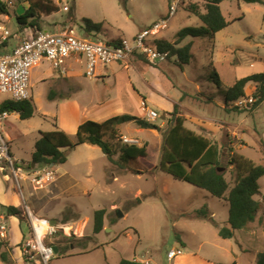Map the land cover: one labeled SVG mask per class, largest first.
<instances>
[{
  "label": "rangeland",
  "instance_id": "obj_1",
  "mask_svg": "<svg viewBox=\"0 0 264 264\" xmlns=\"http://www.w3.org/2000/svg\"><path fill=\"white\" fill-rule=\"evenodd\" d=\"M2 1L9 14H0V39L4 31H8L9 41L13 43V39L24 31L16 17L24 15L31 3L37 5L44 1ZM62 1H55L58 12L51 15L42 12L45 14L41 21L42 30L57 33L71 27L83 36L85 26L82 19L86 18L96 24L103 23L107 31L98 39L104 42L112 38L133 39L140 32L161 23L167 19L172 2ZM206 4L207 0H185L178 6L175 16L168 20L167 29L152 37L153 40L175 42L183 29L203 27L189 7L197 5L201 12H205ZM220 8L229 26L215 36L186 38L180 46L192 43V59L182 67L178 66L177 58L151 64L131 57L125 63L99 65L97 78L93 79L87 78L84 69L78 65L76 77L71 76L70 70L60 75L46 61L33 67L30 99L35 107L34 116L21 120L15 112L4 124L11 155L22 161L19 167L23 175L32 172L28 166L41 133L56 131L60 125L68 126L72 120L78 119L101 123L128 114L148 120L143 103L158 113L157 121H149L157 128L143 129L134 122L120 125L119 135L107 133L105 136L114 149L125 144H148V160L158 166L164 136L176 106V113L183 118L185 125L186 122L190 124L188 128L196 125V120L200 119L198 115L217 116L215 124L224 132L220 137V145L223 144L220 147L221 164L226 168L223 173L230 189L236 181V170L229 165L232 154L226 153V148L235 156H244L264 167V102L255 111L250 107L239 110L224 105L225 90L237 80L264 72V5L228 0ZM27 36L30 37L31 33ZM92 36L96 38V34ZM151 44L155 45L153 41ZM215 71L221 86L213 80ZM255 91V85L251 84L247 87V96ZM141 95L149 99V105ZM10 99L9 95H0V105ZM74 99L82 106L80 113L71 104ZM207 99H212L214 106L205 103ZM172 106V110H166ZM84 108L87 112L83 111ZM69 138L72 142L75 140V136ZM125 138L129 139L128 143ZM62 151L67 161L51 168L55 173L54 182L41 190L35 189L24 178L20 181L23 197L11 169L0 166V187L11 195V202L15 204L17 198L22 210L24 199L37 217L67 224L66 231H72L71 236L62 230L52 238L51 242L59 250L49 264H120L121 260L151 264H254L250 259L256 256V252L258 255L264 252V176L259 180L261 194L255 197L261 204L256 221L242 231H235L231 239H223L219 229L231 228L226 199L176 180L160 169L141 174L133 164L125 168L114 165L98 146L83 144ZM113 158L117 160L119 153ZM0 209L4 212L2 206ZM102 209L107 211L104 229L95 234L94 214ZM61 211L64 213L60 214ZM203 211L218 227L211 220L198 216L197 213ZM22 223L28 227L25 221ZM15 224V220L9 223L12 249H17V241L21 240ZM27 230L28 234L29 227ZM1 247L5 248L4 242H0ZM173 248L182 249L183 254L169 261L167 252ZM0 264L12 263L0 259ZM27 264L42 263L35 259Z\"/></svg>",
  "mask_w": 264,
  "mask_h": 264
},
{
  "label": "trees",
  "instance_id": "obj_2",
  "mask_svg": "<svg viewBox=\"0 0 264 264\" xmlns=\"http://www.w3.org/2000/svg\"><path fill=\"white\" fill-rule=\"evenodd\" d=\"M44 3L37 5L30 4V8L24 15L18 16L17 22L21 29L32 28L42 30L41 17L45 14L51 15L59 11V7L54 0H43ZM228 0H207L205 12H201L197 5H191L189 11L197 16L204 24L201 28H186L179 32L175 42L157 40L156 47L159 51L168 53V60L177 58L178 66L188 65L192 59V43L180 46L188 37H203L206 35L215 36V34L229 26L222 14L220 5ZM248 4H262V0H240ZM44 11V13H42ZM0 14H9L6 4L0 0ZM72 19V18H71ZM85 37L93 33L99 34L102 24H95L91 20L84 18ZM118 41H111L109 44L114 45ZM213 80L218 86L222 82L216 71ZM255 85V103L251 111H255L264 102V72L250 75L243 79L237 80L231 87L225 90V102L230 104L240 98L247 96V86ZM1 108L8 109L20 115L21 120H29L34 116L35 107L32 100L23 102L6 101ZM171 113L169 129L164 136L161 158L158 166H155L148 160V144L138 146L137 144H125L118 150L114 149L112 142L106 139V134L117 136L120 125L134 122L143 129H156L157 127L145 120L133 115H122L110 118L102 123L86 121L79 125L75 140L72 142L69 136L60 130L52 132H43L35 143V151L32 155V161L28 168H45L50 165L58 166L65 164L66 154L63 149H74L83 144H90L101 148L106 157L114 165L128 166L133 164L138 173H144L160 169L169 174L176 180L189 183L199 189L208 191L212 196L224 198L229 203V224L230 229H219V235L223 239H231L235 231L246 229L250 224L256 221L261 204L255 199L260 195L259 180L264 176V167L256 165L252 160L239 155H232L229 165L236 170V181L230 189V185L224 177V173H219L218 168L223 167L221 164V152L218 146L210 139L197 134L185 125V121L176 113ZM159 115H162L159 113ZM119 153V158L113 157ZM224 168V167H223ZM226 170V168H225ZM4 214L10 218L14 217L24 221L22 211L13 206H2ZM105 209L98 210L94 214L93 232L99 234L104 229ZM200 218L209 219L215 225L213 218L205 211L197 213ZM68 220H66L67 222ZM216 227H218L216 225ZM24 240V239H23ZM22 240V241H23ZM0 259L7 263H12L5 252H0ZM120 264H139L136 261L121 260ZM235 264V263H233ZM257 264H264V252L258 255Z\"/></svg>",
  "mask_w": 264,
  "mask_h": 264
},
{
  "label": "built area",
  "instance_id": "obj_3",
  "mask_svg": "<svg viewBox=\"0 0 264 264\" xmlns=\"http://www.w3.org/2000/svg\"><path fill=\"white\" fill-rule=\"evenodd\" d=\"M4 1L8 2L9 0ZM184 2L185 0H172L167 19L140 32L133 39L119 40V43L114 45L109 44L111 41L104 42L96 38L80 36L71 27L64 28L57 33L34 30L30 37L23 36L11 52L0 54V95H9L11 97L9 101L13 102L29 100L31 69L38 66L42 61L48 62L60 75H65L69 71V61L73 60L79 66H84V74L89 79L97 78L96 72L99 65L125 63L136 55L145 57L152 64H162L168 61V53L159 51L156 47L157 40H153L152 37L167 29L168 20L175 16L178 6ZM9 35L8 31H4L0 44L3 43L2 41H6ZM152 41L155 45L151 44ZM255 101V97L251 95L240 98L230 105L239 110H244L245 108H252ZM3 103L0 105V164L11 169L23 197L20 186L21 180L25 178L30 181L35 189H41L54 182L55 173L47 166L32 169L29 175H23L19 167L22 161L11 155L9 140L4 135V124L7 123L12 112L1 108ZM143 105L146 110L147 121H157L159 119L158 113L147 108L145 103ZM128 141L129 139L125 140L126 143ZM23 202L22 217L30 230L28 239L23 240L20 244L23 264L31 263L35 259L40 260L42 264H49L57 255L55 244L51 242L52 238L62 230L66 235L71 236L72 231L67 232L65 225L58 222L53 224L50 220L37 217L24 199ZM9 235V223L6 215L1 212L0 242L8 240ZM182 254V249L173 248L167 252V259L172 261ZM140 264L151 263L141 262Z\"/></svg>",
  "mask_w": 264,
  "mask_h": 264
},
{
  "label": "crops",
  "instance_id": "obj_4",
  "mask_svg": "<svg viewBox=\"0 0 264 264\" xmlns=\"http://www.w3.org/2000/svg\"><path fill=\"white\" fill-rule=\"evenodd\" d=\"M56 1V0H55ZM63 1L61 0H59V3H62ZM58 4V3H57ZM25 10H26V8H24ZM28 10V9H27ZM26 10V11H27ZM25 11V12H26ZM17 19V18H16ZM42 19L44 20V15L41 17V21H42ZM84 19V18H83ZM82 19V20H83ZM92 21V20H91ZM93 22V21H92ZM41 23V22H40ZM94 23V22H93ZM96 24V23H95ZM98 24V23H97ZM100 24H103V23H100ZM21 29V28H20ZM24 31H22V32H20V34H19V36L18 37H16V38H14L13 39V43H11L9 40H10V35L8 36V39L6 40V41H2L3 43L2 44H0V54H6V53H9V52H11L15 47H16V45L19 43V40L23 37V36H25V35H28L29 34V32L30 33H32V31H34V29H32V28H24L23 29ZM82 30L84 31V35L83 36H85V33H86V31H85V29H83L82 28ZM29 31V32H28ZM107 31V29L103 26V29H102V31L99 33V34H97L96 35V39H98V37H99V35L100 34H105V32ZM60 32V31H59ZM93 34H96V33H93ZM88 37H90V38H94L95 39V37H93L92 35H90V36H88ZM162 40V39H161ZM110 41H118V39H116V38H112ZM176 41V40H175ZM8 42H10V44L8 45V47H7V43ZM173 43V42H172ZM6 45V46H5ZM132 60H146L147 62H149L145 57H143V56H139V55H136V56H133L132 57ZM149 63H151V62H149ZM152 64V63H151ZM77 65L78 64H76V62L75 61H73V60H71V61H69V63H68V67H69V70H70V73H71V76H74V77H76V76H78V71L75 69V68H78L77 67ZM79 66V65H78ZM81 68H84V66H81ZM83 72H84V70H83ZM79 74H81L82 75V72L80 71V73ZM221 81V80H220ZM251 85V84H250ZM250 85H248L247 87H249ZM246 93H247V89H246ZM141 97L143 98V99H145V101L148 103V105L150 104V102H149V99H147V97L146 96H144V95H141ZM208 100V102H206ZM207 100H205V103H212V105H213V103H214V101L212 102V99H207ZM6 101V100H5ZM5 101H4V103H5ZM174 103V102H173ZM182 103H184L183 101H182ZM181 103V104H182ZM71 104H72V106L75 108V110L76 111H78L79 113H80V111H81V105H80V103H79V101L77 100V99H74V100H72L71 101ZM175 105H176V103H174ZM152 105V104H151ZM150 105V107H152ZM217 105V104H216ZM215 105V106H216ZM224 105L226 106V108H228V107H230L229 105L230 104H227L226 102L224 103ZM223 105V106H224ZM214 106V105H213ZM218 106V105H217ZM223 106H221V107H223ZM88 107H90V105L88 104ZM176 107V106H175ZM181 107L184 109V108H186L185 107V105H181ZM152 108H154V107H152ZM173 109V106L172 107H170V108H168V109H166V110H168V111H170V110H172ZM83 111L84 112H87V110H86V108H84L83 109ZM223 111L224 112H232V111H230V110H228V109H226V110H224L223 109ZM13 113H15V112H12V114ZM18 114V113H17ZM212 114H214V111H212ZM19 115V114H18ZM198 117H200V119L199 120H196L197 122H196V125L194 126H190V128L189 129H191V130H193V131H196V133L197 134H200V135H202V136H205L206 138H208V139H210L213 143H215L217 146H218V148L220 149V151H221V148H222V146H223V144L222 145H220V137H222V135H223V128L222 127H220V126H218V125H216L215 123L217 122V116H213V115H211V116H209V117H207L206 115H203V116H200V115H198ZM19 119H20V115H19ZM85 121H87V120H84V119H78V120H72V122L68 125V126H64V125H60L59 127H58V130H63L66 134H68L69 136H75L76 135V133H77V130H78V127H79V125L80 124H82V123H84ZM102 123V122H101ZM189 123H187L186 122V127H187V125H188ZM190 125V124H189ZM188 128V127H187ZM121 129V128H120ZM224 137V136H223ZM219 144V145H218ZM221 147V148H220ZM239 150H241V149H244V148H238ZM226 150V153H229V154H232V155H234V152H231V150L229 149V148H226L225 149ZM35 151V150H34ZM34 153V152H33ZM1 165H3V164H0V166ZM53 167H55V166H53ZM50 168V167H49ZM47 186H45L44 188H46ZM43 188V189H44ZM43 189H41V190H43ZM42 195V194H41ZM46 196V195H45ZM10 198H11V195L9 194V193H7L6 191H4V189L2 188V187H0V206H13V207H16V208H20V204L18 203V200H17V198H16V203L14 204L13 202H11L10 201ZM48 203V200L47 201H45V204H47ZM41 208V207H40ZM1 211H2V209H0ZM40 210V209H39ZM22 211V210H21ZM3 212V211H2ZM39 212H41V211H39ZM62 212L64 213V211H61L60 212V214H62ZM4 214V213H3ZM58 214V213H57ZM62 216V215H61ZM6 218H7V221L10 223V221H13V220H15L16 221V224H15V226L14 227H16L18 230H19V233H18V236H19V238L21 239L20 240V242H18L17 241V249H12V245H11V242H10V238H11V236H12V230H10V235H9V239L8 240H6V241H3L4 242V246H5V248H2L1 247V249H0V252H5L6 254H7V257H8V259L9 260H11L12 261V264H23V258H22V256H21V251H20V244H21V242H22V240L24 239H28V236H29V233H30V230H29V232H28V234H27V228H26V226H25V224L24 223H22V221H20V220H18L17 218H14V217H10V218H8L7 216H6ZM54 220V219H53ZM53 220H51V221H53ZM106 220V219H105ZM56 223H57V221H56ZM105 223V222H104ZM27 225V224H26ZM62 225H65V226H67V227H69L67 224H62ZM11 227V226H10ZM22 227H23V229H22ZM242 231V230H241ZM72 245V244H71ZM72 248H73V246H71ZM57 248V247H56ZM58 249V248H57ZM59 250V249H58ZM244 251H247V249H245ZM258 253L259 252H256L255 254H256V256L255 257H253V259H250V261L252 262V263H254V264H256V262H257V257H258ZM142 262H144V261H142ZM148 262V261H147ZM139 264L141 263V262H138ZM27 264V263H26ZM212 264V263H211ZM237 264V263H236ZM239 264H242V263H239Z\"/></svg>",
  "mask_w": 264,
  "mask_h": 264
},
{
  "label": "water",
  "instance_id": "obj_5",
  "mask_svg": "<svg viewBox=\"0 0 264 264\" xmlns=\"http://www.w3.org/2000/svg\"><path fill=\"white\" fill-rule=\"evenodd\" d=\"M158 130H160V128H158ZM54 165L52 164V165H50V168H52ZM32 168H35V164H33L32 165ZM225 171V168H222V167H220V168H218V172L219 173H223ZM0 213H1V210H0ZM119 213V212H118ZM122 216V215H121ZM53 224H56V220H53V221H51ZM56 250V252H58V249L56 248L55 249Z\"/></svg>",
  "mask_w": 264,
  "mask_h": 264
},
{
  "label": "bare ground",
  "instance_id": "obj_6",
  "mask_svg": "<svg viewBox=\"0 0 264 264\" xmlns=\"http://www.w3.org/2000/svg\"><path fill=\"white\" fill-rule=\"evenodd\" d=\"M66 229H68L69 227L65 226Z\"/></svg>",
  "mask_w": 264,
  "mask_h": 264
},
{
  "label": "clouds",
  "instance_id": "obj_7",
  "mask_svg": "<svg viewBox=\"0 0 264 264\" xmlns=\"http://www.w3.org/2000/svg\"><path fill=\"white\" fill-rule=\"evenodd\" d=\"M48 167H50V166H48ZM33 169H35V168H33ZM2 212V211H1ZM58 253V252H57Z\"/></svg>",
  "mask_w": 264,
  "mask_h": 264
}]
</instances>
